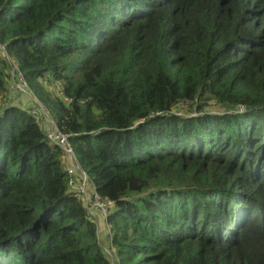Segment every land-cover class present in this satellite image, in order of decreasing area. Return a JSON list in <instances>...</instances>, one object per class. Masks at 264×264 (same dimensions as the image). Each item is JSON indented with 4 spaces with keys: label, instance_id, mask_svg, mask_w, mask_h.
Here are the masks:
<instances>
[{
    "label": "trees",
    "instance_id": "16d2710c",
    "mask_svg": "<svg viewBox=\"0 0 264 264\" xmlns=\"http://www.w3.org/2000/svg\"><path fill=\"white\" fill-rule=\"evenodd\" d=\"M13 66L114 203L115 264H264V0H0V100ZM75 195L4 108L0 264H113Z\"/></svg>",
    "mask_w": 264,
    "mask_h": 264
},
{
    "label": "rangeland",
    "instance_id": "374dc122",
    "mask_svg": "<svg viewBox=\"0 0 264 264\" xmlns=\"http://www.w3.org/2000/svg\"><path fill=\"white\" fill-rule=\"evenodd\" d=\"M10 62L12 65H14L13 61ZM15 67L16 66H13L11 70L12 77L7 85V93L4 95L5 97L2 100H0V112L8 106H14V105H20L23 108H27L29 111V108H31V106H33L34 104L33 99H35V97L33 93L31 94V96L29 95L27 96L23 91L19 90L18 85L21 84L22 80L19 76V72L17 68ZM188 109L189 108H180L179 110H174V112H180L183 115H185L187 114ZM207 110H209L207 111V113L213 115H218V113H221L223 111V109L220 106H216V105L207 108ZM244 112H246V110ZM180 113H177L176 115L184 119L203 117L199 113H193L191 114L190 117H185ZM77 187H81L85 190V194H82L79 197H81L87 210L88 209L92 210L94 213V216L92 217L93 219L92 221L96 224V228L98 229L99 245L103 250V252L105 253V255L111 259L113 264H115L117 262V257L115 255V251L111 246L112 232L107 222V217L111 214L115 206L108 208L107 206L94 201L93 190L90 187L88 179L82 180L81 184L77 185ZM73 191L76 192V189H74Z\"/></svg>",
    "mask_w": 264,
    "mask_h": 264
},
{
    "label": "built area",
    "instance_id": "2783aa9c",
    "mask_svg": "<svg viewBox=\"0 0 264 264\" xmlns=\"http://www.w3.org/2000/svg\"><path fill=\"white\" fill-rule=\"evenodd\" d=\"M17 68V67H15ZM18 70V68H17ZM19 76L21 78V84L18 85L19 90L23 91L27 96H31L32 92L30 91L27 82L25 81L23 75L21 72L18 70ZM33 96V95H32ZM35 97V96H34ZM34 104L29 108V114L36 118L45 132L46 138L48 142L52 145L57 147L58 149L61 150L63 154V159L66 165V171L69 176V187L74 190L76 189V195L75 197H79L82 194H85V190L81 187H77L76 185V176H79L82 180H86L88 178V175L82 170L78 157L75 153V150L72 146V135H69L62 131L56 121L53 119L50 111L44 106L42 102H40L36 97L33 99ZM160 116V115H159ZM89 184L90 180H89ZM93 190V199L94 201L101 203L108 208L114 207L113 202H104L98 195L97 190L95 189L94 186H90ZM87 209V208H86ZM88 216L91 220L92 217L94 216V213L92 210H87ZM97 229V228H96ZM97 234H98V229H97Z\"/></svg>",
    "mask_w": 264,
    "mask_h": 264
},
{
    "label": "clouds",
    "instance_id": "9594fccd",
    "mask_svg": "<svg viewBox=\"0 0 264 264\" xmlns=\"http://www.w3.org/2000/svg\"><path fill=\"white\" fill-rule=\"evenodd\" d=\"M210 114V113H209ZM201 115L203 116L204 115V113H201ZM211 115H213V114H211Z\"/></svg>",
    "mask_w": 264,
    "mask_h": 264
}]
</instances>
